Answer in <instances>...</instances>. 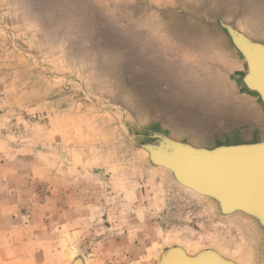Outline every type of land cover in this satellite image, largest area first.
Segmentation results:
<instances>
[{
    "label": "rangeland",
    "instance_id": "obj_1",
    "mask_svg": "<svg viewBox=\"0 0 264 264\" xmlns=\"http://www.w3.org/2000/svg\"><path fill=\"white\" fill-rule=\"evenodd\" d=\"M241 1L0 0V264H148L167 245L254 264L250 217L127 140L264 138L244 59L209 21L256 32Z\"/></svg>",
    "mask_w": 264,
    "mask_h": 264
},
{
    "label": "water",
    "instance_id": "obj_2",
    "mask_svg": "<svg viewBox=\"0 0 264 264\" xmlns=\"http://www.w3.org/2000/svg\"><path fill=\"white\" fill-rule=\"evenodd\" d=\"M209 21L224 30L242 56L246 70L239 78L264 103V42L249 36L236 18L215 16ZM141 133L138 140L131 136L127 140L135 150L148 153L150 164L166 168L181 185L210 198L218 213L240 212L251 218L261 234L254 264H264V138L196 144L159 127L143 128ZM229 201L238 209L228 211ZM180 248L167 245L159 259L148 264H161L162 259L179 256L189 258L193 264L208 260L211 264H239L213 248L193 256L182 253ZM79 259L77 256L71 264H78Z\"/></svg>",
    "mask_w": 264,
    "mask_h": 264
},
{
    "label": "crops",
    "instance_id": "obj_3",
    "mask_svg": "<svg viewBox=\"0 0 264 264\" xmlns=\"http://www.w3.org/2000/svg\"><path fill=\"white\" fill-rule=\"evenodd\" d=\"M240 3H243L245 5L246 21L247 19H251L250 24L252 28H257L256 32H250L248 29H246L249 27L248 25L245 30L256 37L264 39V0H244ZM258 25L260 26V28L258 27Z\"/></svg>",
    "mask_w": 264,
    "mask_h": 264
},
{
    "label": "snow or ice",
    "instance_id": "obj_4",
    "mask_svg": "<svg viewBox=\"0 0 264 264\" xmlns=\"http://www.w3.org/2000/svg\"><path fill=\"white\" fill-rule=\"evenodd\" d=\"M161 264H193V261H191L189 258L184 256L174 257L171 259H162ZM202 264H211V261H204Z\"/></svg>",
    "mask_w": 264,
    "mask_h": 264
},
{
    "label": "bare ground",
    "instance_id": "obj_5",
    "mask_svg": "<svg viewBox=\"0 0 264 264\" xmlns=\"http://www.w3.org/2000/svg\"><path fill=\"white\" fill-rule=\"evenodd\" d=\"M250 139H252V138L227 139V141H228V140H231V141H233V140H235V141H236V140H250Z\"/></svg>",
    "mask_w": 264,
    "mask_h": 264
}]
</instances>
